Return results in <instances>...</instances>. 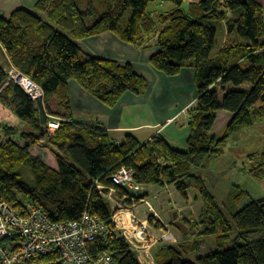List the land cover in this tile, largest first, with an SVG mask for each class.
Listing matches in <instances>:
<instances>
[{
	"label": "trees",
	"instance_id": "trees-1",
	"mask_svg": "<svg viewBox=\"0 0 264 264\" xmlns=\"http://www.w3.org/2000/svg\"><path fill=\"white\" fill-rule=\"evenodd\" d=\"M157 2L173 9L155 18L149 5ZM185 3L38 0L34 10L21 8L8 18L0 14V44L12 66L45 94L43 101H34L9 82V72L0 63V103L25 124L20 132L0 121V197L18 210L32 203L56 222L78 221L91 212L115 228L107 199L112 190L118 202H126L124 206L148 197L147 192L133 196L113 183L112 176L126 167L145 189L173 187L185 201L188 192L197 189L203 207L194 225L202 228L200 235L216 238V251L198 255L195 261L184 260L183 255L198 252L197 241L164 246L155 254L157 264H264V206L251 199L240 208L250 196L240 187L221 206L194 172L210 158L222 157L236 133L264 117L263 6L258 0H203L185 9ZM104 33L138 49L158 48L150 63L165 77L196 70L198 98L188 114L187 150L176 148L162 134L145 144L133 134L117 142L110 132L75 121L72 83L108 109L116 108L128 93L141 96L150 87L131 64L92 57L78 45ZM229 84L250 89L226 90ZM220 111L233 118L224 133L215 136L211 132ZM48 115L62 119L52 137ZM247 173L264 179V155ZM256 236L260 238L255 240ZM88 249L93 257L109 252L118 264H142L114 229Z\"/></svg>",
	"mask_w": 264,
	"mask_h": 264
},
{
	"label": "crops",
	"instance_id": "crops-1",
	"mask_svg": "<svg viewBox=\"0 0 264 264\" xmlns=\"http://www.w3.org/2000/svg\"><path fill=\"white\" fill-rule=\"evenodd\" d=\"M258 1L263 6L264 16V0ZM37 2L38 0H0V14L8 18L14 11L21 8L34 10ZM109 37L113 39V36ZM226 37L227 36H225V38L223 39V47L227 43ZM102 38L103 37H95L82 40L78 42V45L84 52H86L92 57L115 60L122 65L131 64L134 71L138 75L144 77L150 82V89L144 96H136L132 93H128L121 100V102L116 108L108 109L106 106H104L99 101H97L85 91H83L76 83H72L71 92L74 106L75 121L83 125L106 130L112 134V136L116 139L117 142H121L126 134H133L139 140L140 143L145 144L148 143L154 136L162 134L166 138H168L173 144H178L180 146L186 147L187 139L190 136L186 112L192 108H195L198 98L197 87L195 84L196 70L193 68H188L185 69L179 76L172 78L165 77L163 74L153 69L150 65V59L154 54L158 52V48L154 47L134 53V48L125 43L116 42L115 40L104 42L102 41ZM129 53L132 55L128 56ZM0 56L3 58V61L7 67L6 68L3 66L5 69L8 70L14 68L5 49L1 44ZM172 88H175L176 91H171L170 89ZM194 88H196V95L194 97L195 100L193 99L194 102L193 100L189 102V98H187V95L185 94L188 93V90L193 91ZM224 88L226 90L242 89L235 88L230 84ZM184 89L188 90L187 92L183 91V97L181 96L180 92H182V90ZM219 90V96L220 98H222L224 96V93L221 91V89ZM171 92H177V94L179 93V95L176 96L174 94V96H172L173 99L171 100L169 99V94ZM132 107L135 108L136 114H149L150 120L140 124L136 123L137 125H130L129 123H124V114L126 108L129 109ZM232 118L233 114L230 112H218L217 121L211 134L215 136H221L230 121L232 120ZM263 120L264 117L256 122ZM0 121L3 125H7L8 127H14L20 132L25 129V124L20 119L17 120L16 118H13L12 122H6L5 119H0ZM257 125L259 124H254L251 128L236 133L231 139H234L235 141L241 140L242 135H246L251 131V129H253ZM0 131L1 135H3L2 129H0ZM227 147L225 148V153ZM256 152L257 151L253 150L243 152L242 158H246L247 161L249 160L251 167L259 159V156ZM225 153L222 157L225 156ZM262 155H264V153ZM211 159L213 158H210L209 160ZM206 163L204 166L199 168H206ZM242 170L244 173L248 174L247 170L249 169H247L245 166ZM257 181L259 182V189L256 193L254 192V194H256L257 198L264 199V179ZM244 190L249 193V197H251V199L255 200L253 193L250 189ZM168 193L172 195L171 197L173 199L175 198V201L179 205V208H181L180 212L183 214L185 213L184 216L190 215L189 218L193 217L191 216L190 208H192L191 204L194 202H199L201 204V208L203 207V202L201 200L199 192H197L196 190L188 192V201L186 202L185 200H181L182 197L175 190V188L167 187V189L163 190L160 193L161 197L159 201H163L166 198L165 195H168ZM230 193L231 192H229V194ZM116 207H118V205ZM136 211H138L137 208L135 209L129 207V211L124 209L123 213H125L127 217L132 220V217L135 216ZM185 234L186 233H184V235ZM144 261L147 262L148 259L145 258ZM146 262L144 264H148ZM141 263L143 264V262ZM154 263L157 264V261L155 259L154 262H150V264Z\"/></svg>",
	"mask_w": 264,
	"mask_h": 264
},
{
	"label": "built area",
	"instance_id": "built-area-1",
	"mask_svg": "<svg viewBox=\"0 0 264 264\" xmlns=\"http://www.w3.org/2000/svg\"><path fill=\"white\" fill-rule=\"evenodd\" d=\"M9 82L20 86L36 102L45 98L43 89L15 68L9 72ZM48 116L47 130L52 137L60 129L62 119ZM112 181L120 187L128 185L136 193L145 189L135 183L132 171L126 167L114 174ZM99 188L103 190L102 186ZM108 199L118 205L113 209L115 228L91 212H86L78 221L56 222L32 203L18 210L0 197V264H118L109 252L93 257L88 249L91 243L112 234L113 229L120 232L134 251L146 248L153 238L149 221L140 222L135 216L129 219L123 213L129 207L114 198L113 190ZM163 239L177 243L171 232Z\"/></svg>",
	"mask_w": 264,
	"mask_h": 264
},
{
	"label": "rangeland",
	"instance_id": "rangeland-1",
	"mask_svg": "<svg viewBox=\"0 0 264 264\" xmlns=\"http://www.w3.org/2000/svg\"><path fill=\"white\" fill-rule=\"evenodd\" d=\"M201 1L203 0H186L184 7L185 9H188L191 4L199 3ZM172 9H173V6L166 4V3L157 2V3H152L149 5V11L153 13V16H155V18H159L161 15L169 12ZM109 36H113V39H111V37ZM98 37L100 38L103 37L102 41L104 42L115 40L116 42L124 43L112 33H104ZM129 46L133 47L132 45H129ZM133 48H134V53L138 51L139 52L143 51L142 49H138L136 47H133ZM131 55L132 54L130 53L128 54V56H131ZM0 63L4 67H6L3 61V58L1 56H0ZM150 65L154 69L151 63ZM10 71L11 69H8V72ZM148 83L150 86L149 81ZM172 89L170 90L176 91L175 88H172ZM242 89L249 90L250 85H244ZM187 90L188 89L182 90V92H180L181 96L184 97L183 91L187 92ZM147 92L144 95H146ZM177 92L176 93L171 92L169 94L170 96L169 99L172 100L173 99L172 96H174V94L178 96L179 93L177 94ZM185 95H187L186 97L189 98V102H191L196 95V88H194L193 91L188 90V93ZM135 111L136 110L133 107L129 109L126 108V111L124 114V123H129L130 125H137V124L144 123L145 121L150 120L149 114H146V115L143 113L136 114ZM188 114H189V111L186 112L187 120L189 118ZM0 117H1L0 119L2 120L5 119L6 122H12L13 118H16L17 120H19L18 117L14 113H12L8 108H6L1 103H0ZM255 124H259V125L251 129V131L247 133L246 135H242L241 140H238V141H235L234 139L230 140L224 157L213 158L209 160L206 163V168L204 169L203 168L194 169L195 174L200 175L201 177L204 178L206 186L216 196L221 206L225 205V202L227 201L229 195L235 190V187L237 186L241 187L243 190L250 189L253 193L255 200L258 201L260 199V198H257L256 194H254V192L256 193L259 189V182L256 179L252 178L250 175L244 173L242 170L244 166L247 169H250L251 167L250 161L249 160L247 161L246 158L244 159L242 158L243 152H247L249 150L257 151L256 153L259 157L264 153V120L256 122ZM47 143H48V140L44 139L43 144H47ZM174 146L180 150H187V147L185 146H180L178 144H174ZM192 190H196L197 192H199L197 189H192ZM162 191H163L162 189L157 188V187H147L143 191H140L137 193L138 196H141L145 192L147 193L149 192L148 197L144 199L145 201L135 202L133 204L128 205V207L130 208H135V209L137 208L138 211H136V214H135L137 219L140 220V222H145L146 220H148L150 226H152V229H153V230L151 229L153 238H151V241L146 244L147 247L141 248V249L137 248V250H135V253L139 257L140 261L143 262L144 264L146 262L144 261V259L147 258L148 261L146 263L150 264L151 260H154V259L156 260L155 254L162 247L169 246V245H178V244H183V243L185 244V243H188L189 241L190 242L197 241L200 245V249L198 250V252L193 253L192 255H186V254L183 255L184 260L195 261L198 255H208L216 251L217 249L216 238L200 235L202 233V228L194 225L195 222H197L200 217V213L202 209L201 204L199 202H198L199 204L197 202H194L191 204L192 208H190V212H191V216L193 217L189 218L190 215L184 216L180 212L181 208H179V205L175 201V198L173 199L170 193H168V195H165L166 198L163 201H159L161 197L160 193ZM229 192L231 193L229 194ZM107 199H108V196H107ZM108 200L111 202L112 208L113 209L116 208V203L114 201H111L110 199ZM181 200L184 201L183 198ZM251 201H252L251 197L245 198L240 208H243L244 206L249 204ZM176 212L179 213V219L187 225L189 229V236L184 235V233H182L180 230H178L174 226L171 220V216L173 213H176ZM150 220H152V222ZM170 232L177 239V243L175 242L173 243L171 241H165L163 239L164 235ZM259 238L260 236H256L255 240ZM148 246L150 248H148Z\"/></svg>",
	"mask_w": 264,
	"mask_h": 264
},
{
	"label": "water",
	"instance_id": "water-1",
	"mask_svg": "<svg viewBox=\"0 0 264 264\" xmlns=\"http://www.w3.org/2000/svg\"><path fill=\"white\" fill-rule=\"evenodd\" d=\"M124 188L127 189L133 196L137 195L136 191L134 189H132L130 186L126 185V186H124ZM258 202L261 203L262 206H264V199H259ZM125 203L126 202L124 201L121 204L125 205ZM183 215H185V213ZM171 220H172L174 226L178 230H180L182 233H187L188 232V227L183 221H181L179 219V213L178 212L172 214Z\"/></svg>",
	"mask_w": 264,
	"mask_h": 264
}]
</instances>
